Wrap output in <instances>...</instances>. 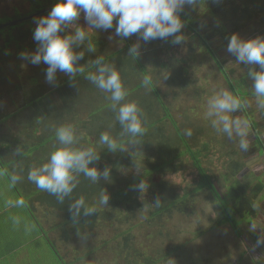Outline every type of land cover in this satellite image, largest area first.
Here are the masks:
<instances>
[{"label":"rangeland","instance_id":"374dc122","mask_svg":"<svg viewBox=\"0 0 264 264\" xmlns=\"http://www.w3.org/2000/svg\"><path fill=\"white\" fill-rule=\"evenodd\" d=\"M58 1L54 0L53 7L63 5L58 4ZM168 2H176L174 6L181 16L201 18L200 21L205 22L210 31L219 26L217 23L220 22V18L225 21L223 14L227 11L228 34H231L232 38L227 39L230 36L225 38L219 35L213 38L211 46L225 69L228 72L233 71L231 74L233 77L247 73L251 66L254 70L264 66V53L259 47L264 38L258 21L241 22L242 25L239 24L237 28L232 22L236 23L238 18L232 16V5L226 3V0L223 1L224 9L218 12V20L213 17L205 19L202 16L204 13L202 9L205 7H201L198 2L193 4L196 14L186 10V6L183 5L184 0H168ZM217 2L218 0L212 2L213 11ZM36 13L35 9H30L25 0H0V49L6 46L4 48L6 52L0 53V116L7 115L10 119L2 128L3 138L6 140H10V137L12 140L19 138L22 124L30 117L29 115L33 117L31 110L23 112L27 91L39 87L42 88L43 93H51L59 100L60 96L56 92L57 83L82 73L87 66L77 51L64 48L61 40L79 42L82 40L81 30H85L86 27L89 29L90 26L73 25L71 20H67L63 10L47 12L29 21L4 27L6 24ZM66 20L71 24L65 23ZM108 21L103 24L104 26L95 28L94 32L87 35L106 40L104 55L122 51L126 46L124 34L122 39V35L115 30L104 32L112 25ZM180 23L179 27H182ZM26 29L32 30L33 35L21 43L20 37ZM140 43L141 40H134L131 45L140 53L152 82L164 96L165 103L171 109L181 130L194 135L195 141L201 139L212 143L215 152L211 155V162L205 166L214 175L218 191L221 194L226 192L222 175L231 164L243 165L238 176L239 181L255 182L257 178L253 179V177L263 172L264 151L260 153L253 125L247 122L244 110L240 108V102L234 97L215 60L211 58L201 41L190 35L186 44L179 45L177 51L168 55L163 54L162 51L155 54L151 50L144 54L140 49ZM88 46V43L83 41L81 47L88 48ZM177 58L188 59L190 65L189 74H186L189 79L187 78L188 81L183 86L172 83L174 73L172 67L178 65ZM86 60L89 64L95 63L93 56H89ZM168 61L169 68L162 67V64ZM92 71L90 74L95 80L99 72ZM116 75L120 74L116 73ZM135 76L136 85H142L143 76L139 74ZM85 85L90 86L88 90ZM77 87L74 92L82 96L80 99L87 104L85 115L107 102H110L111 106L114 105L113 108H123L119 106V99L126 100L127 94L145 105L148 101L146 98L148 96L144 97L145 92L147 90L148 93L151 92L150 89L145 90L143 87L140 91L138 88L130 91L127 85L117 89L115 85L108 84V87L104 88L101 84L97 85L91 81L79 84ZM92 89L97 90L94 92ZM255 91L258 96L245 102V108L257 124V130L264 136V97L261 95L262 92L264 93V88H255ZM101 95L104 97H100ZM19 114L24 116L21 118ZM159 114L161 117L160 110ZM162 127L168 135L175 134L170 122L164 121ZM41 133L42 137L45 136L43 131H39L37 137L41 136ZM55 162L56 159L52 157L48 163L40 164V168L53 176L62 170L56 168ZM13 172H11L12 176ZM48 180L53 179L48 178ZM198 180V171L191 163L186 162L185 169L177 176L164 177V181L167 182V195L179 198L185 194H192ZM181 206L182 212L170 216L165 214L161 219H151L150 215L155 211V206L151 205L143 210L144 213L135 212V217L130 223L102 222L94 232L86 230L81 236L71 231L72 239L68 243L61 240L60 232H54L51 234L52 238L64 261L59 254L49 253L52 250L50 243L45 250L36 249L37 257L42 259L41 264H131L133 259L135 260L133 255L137 253L139 256L142 255L138 259L139 262L142 257H149L160 264H249V258L243 257L242 254L246 253L247 245L253 238H249L247 234H244L243 238L236 237L229 225L211 229L219 211L210 193L194 195L186 201V205ZM101 208L111 209L109 203H104ZM50 218L43 219L44 226L48 230L62 222L60 217L53 221H50ZM36 219L39 221L36 216L31 219L34 227ZM239 222L242 226L245 224L242 220ZM38 230L35 229L37 232ZM200 231H204L205 234L199 235ZM41 240L47 241L46 236L43 235Z\"/></svg>","mask_w":264,"mask_h":264},{"label":"trees","instance_id":"16d2710c","mask_svg":"<svg viewBox=\"0 0 264 264\" xmlns=\"http://www.w3.org/2000/svg\"><path fill=\"white\" fill-rule=\"evenodd\" d=\"M25 1L30 9H35V12L55 6L54 0ZM67 1L69 0L58 1V4ZM80 1L63 10L68 21L78 15L77 5ZM213 1L184 0V5L188 12L196 14L193 4L198 2L201 7H205L202 9L204 12L202 16L205 19L213 17L218 20V12H222L225 2L218 0L213 11L211 9ZM39 3L41 4L38 5ZM226 3L232 5V16L238 18L236 23L232 24L239 28L241 22L258 21L264 38V0H226ZM225 13L223 14L225 21L220 18V22L217 23L219 26L211 31L207 29L205 22L200 21L201 18L186 16L185 31L176 30L172 35H168L177 40L167 42L166 50L171 51L176 42L183 46L190 35L201 41L211 58L215 60L234 97L240 102L247 122L253 125L258 149L264 150L262 133L257 130V124L245 108V102L258 96L255 88H264V66L255 70L251 66L247 73L233 77L231 75L233 71L228 72L221 60L215 56L216 52L211 46L213 38L219 35L225 38L230 36L227 39L232 38V35L228 34L226 23L228 13L227 11ZM170 30L172 31V28ZM31 35L32 30H24L20 37L21 43ZM83 40L88 43V48L81 47V43L69 39H62L61 44L64 48L76 50L82 61H85L86 69L57 83L56 92L60 96L59 100L51 93H43L39 87L27 91L23 112L31 110L33 117L29 115L30 117L22 124L19 138L12 140L10 137V140H6L0 137V147L6 146L8 154L11 155L10 159L15 157V153L19 155L14 161L7 163L2 159L0 149V167L12 187H16L20 195L36 194L42 207L60 212L63 220L58 224L57 230L60 232L61 240L66 243L72 239L71 231L81 236L86 230L94 232L102 222L130 223L135 217V212L144 213L143 210L151 205L155 206V211L150 215L152 220L161 219L165 214L170 216L180 213L181 205H186V201L192 196L204 192L210 193L219 211L211 229L229 225L236 236L241 238L242 225L239 221L242 220L245 224L252 223L257 214L255 204L258 194L248 193L247 183L238 180L243 165L231 164L223 172L226 192L221 194L214 175L205 166L211 162V155L215 152L212 143L201 139L195 141L194 135L181 130L171 109L165 103L164 96L149 80L145 66L128 40L125 41L126 46L122 51L111 55L103 54L105 44L99 38L83 36ZM259 47L264 53V40ZM4 48L0 49V53L6 52ZM89 56L94 57V64L87 63L86 59ZM177 63L179 67L175 70L176 78L173 81L183 86L188 81L187 78L189 79L186 74H189L190 65L186 58H178ZM128 67L148 78L147 84L151 92L146 91L144 95L148 96L146 97L148 104L142 105L137 100L135 102V98L127 94L126 100L119 99V106L123 108H113L114 105L111 106L110 102H107L86 113V116L84 111L87 104L80 99L82 96L74 92L77 86L90 81L98 85L103 72L111 74L115 69L122 72ZM164 67L169 68V64H165ZM97 70L99 77L94 80L90 73ZM88 87L90 86L85 85L86 90ZM142 87L143 85H140L138 90L143 89ZM95 90L97 89H92L94 92ZM261 95L264 97L263 92ZM133 101L135 103H131ZM159 110L162 112L161 117ZM8 118L7 115L0 116V125ZM164 121L172 124L175 130L173 136L163 130ZM39 131H43L45 136L42 137L41 133V136L37 137ZM52 157L56 159V168L62 169L57 173L62 175L54 172L56 174L52 176L40 168V164L48 163ZM186 162L191 163L198 171V183L192 194H185L179 198L169 197L164 177L177 176L185 169ZM19 171L21 175H17ZM11 172L14 173L13 176ZM48 178L53 180L49 181ZM104 203H109L111 209H102ZM28 209L32 216H35L34 202L28 205ZM36 227L46 234L37 219ZM54 229L56 230V227ZM203 234L204 231L199 232V235ZM46 236L52 250L59 254L56 243L47 234ZM59 256L61 257L60 254ZM133 256L136 261L133 259L131 264H160L149 257H142L139 262L138 259L142 255L136 253ZM61 259L64 261L62 257Z\"/></svg>","mask_w":264,"mask_h":264},{"label":"crops","instance_id":"0c3cea01","mask_svg":"<svg viewBox=\"0 0 264 264\" xmlns=\"http://www.w3.org/2000/svg\"><path fill=\"white\" fill-rule=\"evenodd\" d=\"M59 1L65 2L66 0ZM175 4L176 2L170 3L168 0H81L77 5L79 13L71 21L73 25H78L80 27L90 26L89 29L86 27L85 30H81L82 32L80 33V36L82 37V40L79 41L81 44L84 41L83 36L89 38L93 37L94 35H87L94 32L95 28L104 26L103 24L109 20L108 22L112 25H110L108 30L104 31L105 33H108V31L110 32V29L115 30V32H119V35H122V39L124 34V40H128L130 45L134 40H141L140 49L144 54H146V51L151 50V52H155V54L162 51L163 54L166 53V55H168L169 53L177 51L180 45V43L178 44L176 42V45H173L172 50L167 51V42H175V40H177L176 38L168 37V35H172L176 30L181 32L185 31V22L183 19L186 18V16H180L176 11ZM65 23L71 24V22H67V20ZM179 23L182 24V27H179ZM102 28L104 29V27ZM171 28L172 31L170 30ZM97 38L99 37L97 36ZM99 39L106 44L105 39ZM123 49L124 48H122V50ZM134 51L141 60L140 53L136 52V50ZM141 63L145 66L142 60ZM165 64H170V62H164L162 67H164ZM178 67L179 65H173L172 67V71L174 72L172 83H175L173 79L176 78L175 70ZM113 73L114 75H112ZM116 73H119L120 75L118 76ZM135 74L143 76L137 70H133L129 67L125 68L122 72L119 69H115L111 74L103 72L102 80L99 83L101 86H104V88H107L109 84L115 85L117 89L124 88V85H127L130 87V91H132V89L135 88L139 89L141 85H136ZM149 75L148 72V78L152 82L153 80ZM148 78L143 76L144 82L142 85L145 90H147V88L150 89L147 84ZM5 83L6 82H4V84ZM133 83H135L134 87ZM119 96L120 95H118V97ZM135 102L133 101L131 103ZM19 116L22 118L24 115L19 114ZM9 120L10 119L8 118L7 121ZM7 121L0 125V134H2L0 137L4 136L2 128L3 125H6ZM0 149L2 159L7 163L11 160L14 161L19 156L15 153V157L10 159L11 155L8 154L9 150L6 146H1ZM259 151L261 153L264 150L259 149ZM262 169L263 172L253 177V179L257 178L255 182L251 180L246 182L248 193L251 195L256 194V192L258 193L255 204V209L257 211L256 217L253 219L252 223L244 224L241 229L242 238L244 237V234H247L249 238H253L251 242L248 241L250 244L247 245L246 253L244 252L242 254L243 257L249 258V264H264V166ZM35 195L36 194L29 195L27 193L20 195L16 187H12L10 181L0 167V264H41L42 259L37 257L36 249L41 250L44 248L45 250L50 245L48 240H41L44 232L38 230L36 226L34 227L32 225L31 219H33V216L28 209V205H31V202H34L35 209L33 212L39 219L43 230H45L48 237L55 242L51 234L59 232L57 230L58 224L53 225L50 232V230L44 226L43 219L49 220L51 217L50 221L57 220L61 214L56 209H46L45 207H42ZM22 204L24 206L21 207ZM60 218L63 220L62 217ZM244 226L246 229L243 230ZM55 227L56 230L54 229ZM35 229L38 230V232L35 231ZM51 252L54 253L53 250L49 253L51 254Z\"/></svg>","mask_w":264,"mask_h":264},{"label":"water","instance_id":"95a60500","mask_svg":"<svg viewBox=\"0 0 264 264\" xmlns=\"http://www.w3.org/2000/svg\"><path fill=\"white\" fill-rule=\"evenodd\" d=\"M78 0H69L68 2H66L65 4L61 5V6H57V7H50V8H47V9H44V10H41L39 12H37L36 14L30 16V17H26V18H23V19H20V20H16L14 22H11L9 24H6L4 27H8V26H13V25H17V24H20V23H23L25 21H29L33 18H36L40 15H43L47 12H51V11H60V10H65V9H68L69 7H71L72 5H74Z\"/></svg>","mask_w":264,"mask_h":264}]
</instances>
